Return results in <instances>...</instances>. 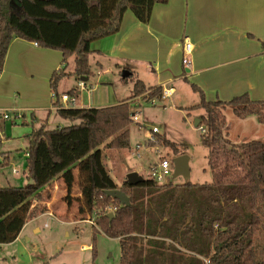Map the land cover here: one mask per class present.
Wrapping results in <instances>:
<instances>
[{
    "label": "trees",
    "instance_id": "trees-1",
    "mask_svg": "<svg viewBox=\"0 0 264 264\" xmlns=\"http://www.w3.org/2000/svg\"><path fill=\"white\" fill-rule=\"evenodd\" d=\"M166 1L0 0V75L14 38L60 51L61 67L51 75V90L59 116L72 121L51 129L43 123L34 129L24 150L29 153L25 171L30 182L0 184V244L16 237L26 223L28 200L56 177L71 191L74 168L78 167L82 177L78 211L89 213L94 221L95 256V236L103 232L120 240L119 264H264V140L232 143L224 113L230 107L235 115L246 118L254 114L264 124V100L242 93L231 100L211 101L193 83L200 102L188 110H204L196 125L206 128L201 142L209 149L212 180L160 184L144 177L135 185L127 178L115 182L102 149L130 147L131 108L136 98H160L163 87H148L136 79L131 96L99 108L62 106L59 101V82L69 75L89 76L91 43L117 32L127 9L148 23L154 4ZM73 56L75 69L70 72L67 62ZM157 141L180 153L178 144L170 139L159 137ZM118 188L127 194L130 205L106 194ZM20 204L21 211L6 223L5 218Z\"/></svg>",
    "mask_w": 264,
    "mask_h": 264
},
{
    "label": "rangeland",
    "instance_id": "rangeland-1",
    "mask_svg": "<svg viewBox=\"0 0 264 264\" xmlns=\"http://www.w3.org/2000/svg\"><path fill=\"white\" fill-rule=\"evenodd\" d=\"M92 66L89 83L97 85L103 81L110 82L111 95L127 98L132 95L136 76L123 77L117 67L113 72L104 73L95 65L94 57H90ZM68 71L75 68V57L69 60ZM184 73V72H183ZM183 75V74H182ZM76 76L63 77L59 82V90L69 88L76 82ZM190 77L178 78L173 84L174 93L167 100H143L136 98L137 105L131 108L132 113L139 116L129 127L130 147L103 148V160L116 183H121L131 172H139L148 177L151 167L163 158L173 160L174 156L188 155L189 171L177 174L172 167L166 183L204 184L212 180V171L208 165L209 149L202 145L203 131L197 127L196 121L204 113L203 109L188 110L189 106L198 104L200 97L192 89ZM0 106L7 110L9 118L0 122V184L2 186L25 185L30 182L26 175L25 149L31 142V132L38 128L48 111L47 128L65 126L72 121L59 116L52 109L54 92L49 86L47 94L36 98L30 92L6 90L2 86ZM99 92V91H98ZM98 94V93H97ZM52 98V101H51ZM47 108V110L41 107ZM229 124L228 139L232 143H242L254 139L264 140V124L259 123L256 115L241 118L228 107L224 110ZM35 115V119L32 117ZM156 127L157 130L152 129ZM151 132V134L149 133ZM170 139L178 144L179 154L157 141L158 138ZM139 145V147H137ZM14 170L19 173H14ZM81 177V176H80ZM82 178V177H81ZM80 178V179H81ZM78 180H74L71 191L65 186L55 187L52 182L37 197L28 200L30 207L26 223L8 242L0 244V264H119L121 246L118 238L109 237L103 232L96 233V256L93 254L92 237L93 220L89 213L78 211ZM81 180L79 181L80 185ZM55 190H59L54 194ZM42 201V202H41ZM41 202V203H40ZM50 205L48 206V204ZM27 204V203H25ZM20 204L6 218L5 222L15 217L22 209ZM52 212L49 215V212ZM38 226L40 230L34 228Z\"/></svg>",
    "mask_w": 264,
    "mask_h": 264
},
{
    "label": "crops",
    "instance_id": "crops-1",
    "mask_svg": "<svg viewBox=\"0 0 264 264\" xmlns=\"http://www.w3.org/2000/svg\"><path fill=\"white\" fill-rule=\"evenodd\" d=\"M151 12L148 23H143L127 9L117 32L91 43L90 66L93 56V64L101 69L107 65L104 73L113 72L115 67L122 73L129 70L148 87L174 89L171 84L178 78L190 77L211 101L231 100L242 93L264 100V0H168L155 3ZM185 37L194 45L188 74L181 63ZM61 60L58 50L14 38L0 75V93L3 86L6 90L30 92L36 98L47 94L51 75L61 67ZM90 74L86 79L76 77L74 85L62 86L58 94L74 89L72 95L77 101L73 106L79 108L116 105L125 99L110 94V82L90 84ZM81 81L84 88L80 87ZM52 109L58 107L54 105ZM0 111L7 110L0 106ZM50 113L39 118V126L47 123ZM32 119L36 120L35 115ZM5 120L0 117V122ZM74 178L78 180L75 196L80 198L82 179L78 167L74 168ZM53 182L56 188L64 185L61 177ZM37 229L40 227L34 228Z\"/></svg>",
    "mask_w": 264,
    "mask_h": 264
},
{
    "label": "built area",
    "instance_id": "built-area-1",
    "mask_svg": "<svg viewBox=\"0 0 264 264\" xmlns=\"http://www.w3.org/2000/svg\"><path fill=\"white\" fill-rule=\"evenodd\" d=\"M182 61L181 63H183V66L185 68V74H188V71L190 70V66H191V57L194 51V45L192 44V42L185 37V39H183L182 41ZM80 87L84 88L85 87V83L83 81L80 82ZM163 87V92L161 97L159 98L160 100H167V97H170L171 95H173L174 93V89L173 87H168V86H162ZM53 97L56 98L55 93L53 94ZM59 101H61L62 106H71L74 105V103L77 101L75 96L68 93V92H64L63 94L58 95ZM153 104H156V99H152ZM137 105V102L135 103ZM133 119H139V116L135 113H133ZM0 117L3 119H8L9 118V114L6 111H0ZM201 131L205 132V127L202 125V127H200ZM153 131H156L157 128L154 127L152 129ZM151 134V132H149ZM137 147H139V145H137ZM26 156H29V153L25 152ZM172 167L173 166V162L172 160H168L166 158H163L161 161L156 162L155 164L152 165L151 167V171L149 174V178L154 179L157 183L163 184L166 183V179L167 177H169V175L171 174L172 171ZM14 173H19V171L14 170ZM113 208L109 207V211H112ZM49 215L52 214V212L50 211L48 213ZM91 219V218H90ZM92 220V219H91ZM94 223V221H93Z\"/></svg>",
    "mask_w": 264,
    "mask_h": 264
},
{
    "label": "water",
    "instance_id": "water-1",
    "mask_svg": "<svg viewBox=\"0 0 264 264\" xmlns=\"http://www.w3.org/2000/svg\"><path fill=\"white\" fill-rule=\"evenodd\" d=\"M131 74L129 70H124L123 71V77H127ZM81 79H86V77H81ZM199 121V119L196 121ZM188 155H178L174 156L172 162L173 166L176 168V173L177 174H186V172L189 171V166H188ZM144 177L141 175L139 172H131L127 175V181L131 185H135L136 183L143 181ZM106 194L110 197H113L114 199L120 200L123 205H130L131 202L129 200V197L127 194L122 191L120 188L118 189H113V190H107ZM110 216H113V213L109 214Z\"/></svg>",
    "mask_w": 264,
    "mask_h": 264
}]
</instances>
